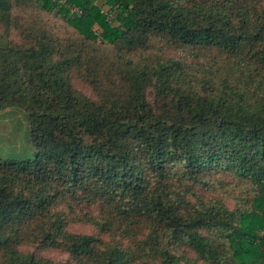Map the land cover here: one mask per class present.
<instances>
[{
	"label": "trees",
	"instance_id": "1",
	"mask_svg": "<svg viewBox=\"0 0 264 264\" xmlns=\"http://www.w3.org/2000/svg\"><path fill=\"white\" fill-rule=\"evenodd\" d=\"M0 27L35 149L0 159V264H264V0H0ZM222 174L247 206L209 196Z\"/></svg>",
	"mask_w": 264,
	"mask_h": 264
},
{
	"label": "rangeland",
	"instance_id": "2",
	"mask_svg": "<svg viewBox=\"0 0 264 264\" xmlns=\"http://www.w3.org/2000/svg\"><path fill=\"white\" fill-rule=\"evenodd\" d=\"M106 9L107 8L103 6V10L106 11ZM46 22L49 26L57 28L59 35L63 37V41H66L65 38H70L76 44H79L76 39L71 37L72 34L70 30L64 27L65 25L63 21L59 19L58 15H47ZM61 24L62 28H59ZM1 33L2 28L0 27V34ZM9 37L17 42L22 40L18 30H12ZM100 49L101 48H98V50ZM182 54L183 53L180 51L177 53L166 52V55L172 56L175 59L182 57ZM129 58L135 59L136 56H130ZM186 60L193 63L194 67L192 69V73L199 76V72L202 70V67L200 65H196L197 61L192 60L190 56H188ZM86 69L87 66L84 65L80 68V71L85 74L84 71ZM76 82L77 86L83 93L86 95L91 94V88L86 82L82 81L80 78H77ZM34 156L35 149L29 139V121L27 112L17 107L0 111V159L3 161H23L32 159ZM214 182L216 183L215 188L217 190L214 193H208L209 196L214 194L220 195L226 199L227 204L231 209L235 207L242 208L247 206V199L253 195L252 186L249 183L239 182L229 176L227 177L223 174L221 176L219 175L214 179ZM69 230L72 232L97 233V231L93 229L92 225L84 223L71 224L69 226ZM110 241V238H108V242ZM30 250L34 249L30 248ZM41 254L58 262H64L68 259V255L60 250L43 251ZM154 263L156 262L153 259L145 262V264Z\"/></svg>",
	"mask_w": 264,
	"mask_h": 264
}]
</instances>
